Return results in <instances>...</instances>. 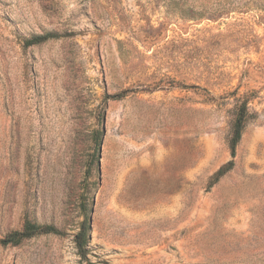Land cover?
Returning <instances> with one entry per match:
<instances>
[{
	"label": "rangeland",
	"instance_id": "1",
	"mask_svg": "<svg viewBox=\"0 0 264 264\" xmlns=\"http://www.w3.org/2000/svg\"><path fill=\"white\" fill-rule=\"evenodd\" d=\"M0 264H264V0H0Z\"/></svg>",
	"mask_w": 264,
	"mask_h": 264
},
{
	"label": "trees",
	"instance_id": "2",
	"mask_svg": "<svg viewBox=\"0 0 264 264\" xmlns=\"http://www.w3.org/2000/svg\"><path fill=\"white\" fill-rule=\"evenodd\" d=\"M49 38H52V35L32 37L27 40L25 44L27 46L37 45L46 41ZM248 119L249 115L246 111V107L245 105H241L235 111L234 121L231 126V137L228 145L231 160H229L216 171V173L211 178L209 187L216 184L223 175L233 169L235 149L241 139L245 124L247 123ZM90 232L91 226L89 219L84 216L83 221L80 223L79 230L74 236V244L77 251V255L81 258H86L88 246L91 241ZM48 234H58V231L50 225H38L30 221H24L22 228L18 231H13L6 234L1 240V244L3 246H18L24 240Z\"/></svg>",
	"mask_w": 264,
	"mask_h": 264
}]
</instances>
